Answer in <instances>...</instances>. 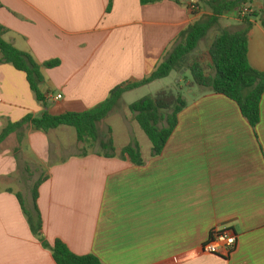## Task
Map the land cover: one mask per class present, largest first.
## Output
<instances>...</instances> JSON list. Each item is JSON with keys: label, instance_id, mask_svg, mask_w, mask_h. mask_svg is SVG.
Segmentation results:
<instances>
[{"label": "crops", "instance_id": "1", "mask_svg": "<svg viewBox=\"0 0 264 264\" xmlns=\"http://www.w3.org/2000/svg\"><path fill=\"white\" fill-rule=\"evenodd\" d=\"M193 1L0 0L3 39L41 66L40 91L53 98L39 103L26 75L0 63V132L44 111L90 110L115 87L149 76L182 32L211 15L203 3L190 12ZM244 7L259 12L250 19L248 61L264 72V0ZM240 27L238 14L220 17L187 62L209 63L214 37ZM54 60L57 67L42 66ZM157 81L124 93L98 124V140L110 130L113 149L80 144L76 134L66 142L60 131L69 127L40 132L29 125L0 144V264H56L31 231L37 213L49 245L60 240L103 264H264V95L255 129L222 95L199 90L193 100L184 98L175 130L153 156L128 106ZM114 117L123 140L115 137ZM135 145L141 164L122 153ZM216 229L237 236L229 258L201 252Z\"/></svg>", "mask_w": 264, "mask_h": 264}, {"label": "trees", "instance_id": "2", "mask_svg": "<svg viewBox=\"0 0 264 264\" xmlns=\"http://www.w3.org/2000/svg\"><path fill=\"white\" fill-rule=\"evenodd\" d=\"M155 0H140L141 5H148ZM254 0H197L203 3L211 15L191 24L180 34V43L166 54L155 70L139 82L124 83L112 89L105 101L94 108L82 113H64L52 116L44 111L39 117L26 116L22 121L8 124L0 132V144L11 134L29 125L36 131L48 132L59 127H69L75 131L77 142L88 146L99 144L104 150L113 149L109 136L99 141L98 124L118 107L124 93L146 86L154 81L168 77L172 72L187 69L191 75L188 88L198 87L206 92L219 94L234 102L242 117L255 129L260 122V102L264 95V72L254 69L248 61V32L252 26L251 18L257 17L259 12L249 10L241 18V27L236 32L222 30L214 37L208 48L209 63L199 61L187 62L188 57L197 49L199 43L207 34L218 26L220 17L236 13L239 14L244 5ZM111 2V0H109ZM264 27V21L260 20ZM4 30L0 27V63L10 65L15 70L26 75L30 90L39 103H45V96L40 91L43 81L41 66L28 54L19 51L3 39ZM59 65L54 60L42 66L49 69ZM184 98L169 88L160 89L154 95L145 96L131 105L128 110L134 121L148 138L152 146V155L162 153L168 139L171 137L178 122V114L186 107ZM132 163L141 164L137 146H127L123 149ZM44 180L36 182L32 196L34 204L38 197V188ZM22 210L21 197H17ZM33 235L42 246L51 252L56 264H103L93 254L76 255L60 240L49 245L43 237L42 222L37 213L36 221L30 219Z\"/></svg>", "mask_w": 264, "mask_h": 264}, {"label": "rangeland", "instance_id": "3", "mask_svg": "<svg viewBox=\"0 0 264 264\" xmlns=\"http://www.w3.org/2000/svg\"><path fill=\"white\" fill-rule=\"evenodd\" d=\"M200 59H204V56L201 57ZM190 82H191V75L189 71H184L183 69L179 71L178 76H176L175 72H172L168 77L162 79L161 81L155 82L154 85H151L149 87H145L144 89H142L140 92L141 94L140 98L145 97L147 95H154L160 89L169 88L174 93L180 94L183 98L187 100L188 99L193 100L199 94V90H202V89H199L198 87H193L189 89L188 83ZM191 91H193V94H191ZM116 109H114V111H112L111 113L115 112ZM117 114L118 115L120 114V110H117ZM111 125L113 126V131L115 133L116 139L123 140L124 136L122 134H124V131L122 128L121 119L119 117H114L113 120H111ZM103 129H104L103 132L105 133V128ZM62 130L63 131H60V132H61L63 139L66 142L71 141L72 143V141H74L75 139V131L72 128H68V129L63 128ZM143 136L144 138H146L144 134Z\"/></svg>", "mask_w": 264, "mask_h": 264}, {"label": "built area", "instance_id": "4", "mask_svg": "<svg viewBox=\"0 0 264 264\" xmlns=\"http://www.w3.org/2000/svg\"><path fill=\"white\" fill-rule=\"evenodd\" d=\"M190 12L195 13L198 11V4L196 1L190 2L188 5ZM249 10L245 7L242 8L239 17L243 18ZM53 98L48 96L46 100L50 102ZM56 100L61 99V96L55 97ZM237 236L227 229L212 230L206 242L201 246V252L205 255L220 256L229 258L237 247Z\"/></svg>", "mask_w": 264, "mask_h": 264}, {"label": "water", "instance_id": "5", "mask_svg": "<svg viewBox=\"0 0 264 264\" xmlns=\"http://www.w3.org/2000/svg\"><path fill=\"white\" fill-rule=\"evenodd\" d=\"M185 70V69H184Z\"/></svg>", "mask_w": 264, "mask_h": 264}]
</instances>
